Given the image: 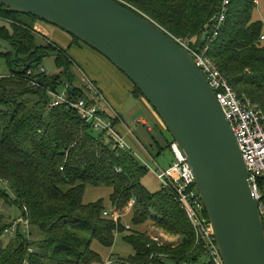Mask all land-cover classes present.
<instances>
[{
	"label": "trees",
	"instance_id": "16d2710c",
	"mask_svg": "<svg viewBox=\"0 0 264 264\" xmlns=\"http://www.w3.org/2000/svg\"><path fill=\"white\" fill-rule=\"evenodd\" d=\"M222 1L119 0L175 37L196 38L193 44L202 47L206 41L200 38ZM256 7L257 0H231L208 53L236 92L264 111V42L260 41L264 23L254 19ZM0 19L12 24L14 34L0 26V36L13 45L18 62L33 61L21 67L12 54H0L12 70L0 75V200L30 224L28 231L19 225L18 236H9L8 243L0 245V264H100L104 259L92 248L93 241L112 247L116 235L126 231L124 240L135 253L123 259L124 264H215L174 195L162 187L152 192L144 185L149 171L133 154L113 147L65 106H49V89L68 85L73 93L87 96L74 85L76 61L69 48L40 37L35 29L36 22L43 21L39 17L1 9ZM53 53L63 71L48 75L42 61ZM133 87L135 96L144 97L134 83ZM156 143L158 156L163 148ZM89 184L112 188L113 212L127 211L134 201V227L127 229L122 219L106 217L103 200L85 203ZM10 219L0 209V241L13 224ZM148 222L179 236V241L154 243L137 228Z\"/></svg>",
	"mask_w": 264,
	"mask_h": 264
},
{
	"label": "water",
	"instance_id": "95a60500",
	"mask_svg": "<svg viewBox=\"0 0 264 264\" xmlns=\"http://www.w3.org/2000/svg\"><path fill=\"white\" fill-rule=\"evenodd\" d=\"M1 9L63 29L120 69L187 158L224 264H264V223L247 166L215 92L187 49L119 0H0ZM0 26L14 34L10 21L0 19ZM0 54H12L21 67L33 63H19L1 36Z\"/></svg>",
	"mask_w": 264,
	"mask_h": 264
},
{
	"label": "built area",
	"instance_id": "2783aa9c",
	"mask_svg": "<svg viewBox=\"0 0 264 264\" xmlns=\"http://www.w3.org/2000/svg\"><path fill=\"white\" fill-rule=\"evenodd\" d=\"M230 3L231 0H223L220 9L212 15L207 31L200 38V40L206 41L204 47L196 45V43L193 44L190 38L175 37L167 32L181 47L192 54L197 66L215 92L216 98L236 136L250 175L254 195L259 200V210L264 223V111L257 102L245 95L240 96L236 92L228 78L208 53L211 42L225 23ZM210 31L213 32L212 36ZM260 41L264 42V27L260 35ZM2 62L0 56V65H2ZM74 66H77V64ZM79 71L82 79L81 87L85 90L87 96L73 93L68 86L63 91L49 89V106L51 108L65 106L81 119L89 122L94 132L105 137L113 147L129 151L148 171L152 170L161 181L162 188L171 192L186 211L195 229L197 241L204 244L209 258L215 264H224L215 240L213 226L209 220L201 194L197 189L195 174L178 143L173 140L170 144L174 161L165 169L157 163V170L152 169L150 164L155 159L149 155L147 147L135 135L133 129L122 122L121 116L112 108L97 83L82 69H79ZM121 126L125 131L124 129L121 130ZM134 203L132 201L129 209L125 212L116 213L106 209L104 215L119 221L128 211L133 209ZM19 225L24 226L27 231L30 227L29 221L21 216L16 222H13L12 226L6 228L5 233L14 236ZM126 228L131 229L132 226L127 224ZM151 238L159 246L168 244L162 236L155 235ZM175 241L177 240L169 242ZM113 261L112 258H109L100 264H113ZM120 262L124 264L123 260H120Z\"/></svg>",
	"mask_w": 264,
	"mask_h": 264
},
{
	"label": "rangeland",
	"instance_id": "374dc122",
	"mask_svg": "<svg viewBox=\"0 0 264 264\" xmlns=\"http://www.w3.org/2000/svg\"><path fill=\"white\" fill-rule=\"evenodd\" d=\"M258 3L259 4L255 8V12L257 15H259V17L261 16L262 20L264 21V0H259ZM38 22L42 23L45 27L48 28L51 41H55L62 48L65 49L68 48L70 44L60 40L61 38H57L55 36V32H60L64 36H68L70 40L73 39L72 35L64 31L63 29L46 21H37L36 23ZM195 39L191 38V40H195ZM69 53L77 61L76 64L78 63L77 66H74V72L76 77V81L74 85L78 86L79 83H82L81 73L79 71V69H82L95 81L99 82L98 78L102 80V82L107 88H104L103 86L101 87L100 84H98V87L101 89L106 99L112 102L113 105H115L114 102L115 100L113 99L111 94L117 96L118 99H121V97L119 96L121 95L122 97L125 98L123 99V101L126 100L127 93L129 94L130 89L133 88V83L120 69H118L107 58H105L102 54L92 49L88 45L80 46L77 44H73L69 48ZM42 66L45 68L48 75H55L58 74L60 71H63V68L57 67L55 58L54 56L51 55L45 56L43 58ZM10 72H12L11 68L9 67L7 62L3 60L2 65H0V75H7L10 74ZM66 88H67L66 85L61 86L59 91H63ZM123 101L122 104L124 106V111L122 110V112L124 119L128 125H131L134 117H136L141 113L142 116L145 117V119L149 120V125L154 128L155 138L152 137V134L149 133L142 124L141 125L138 124L139 128L138 131L136 132V134L139 136L141 141L147 147L150 146L149 149L147 148L149 150L148 153L155 159V161H152L150 164L152 169L157 170L156 163L159 164L160 167L163 169L167 168L174 161V155L169 146L170 143L173 141L172 135L167 130V128L163 131H160L158 129L154 119H152V115L149 112H147V109L145 107H142L139 104L140 102L137 96L130 97L129 100L125 101L124 103ZM160 122L163 123L161 119ZM157 141L159 142L160 146L163 148L162 153L158 156L157 153L159 151V147L156 143ZM143 183L152 192H156L160 190L162 187L161 181L158 179V177L152 170L149 171L147 175L144 177ZM111 193H112V188L110 186H106V185L93 186L89 184L86 186L83 200L85 203H91V202H96L98 200H103L107 210L113 212L111 209L112 208ZM4 205H5L4 201L0 200V209L7 215L8 218L11 217L10 222H16L19 218H21V215H19L20 211L13 212V207L4 206ZM130 215H132V213H130ZM125 222L126 224H129L132 227H134L131 219L130 220L127 219L123 221V223ZM147 225L148 226L144 232H146L151 237L155 235L162 236L168 242V244H171V242L169 241L172 240L179 241V236H173L172 234L166 232L164 229L160 228L156 224H153V222H148ZM127 233H128L127 231L124 233H118L116 235L115 243L112 247H105L98 240H94L92 243V248L95 251H97L99 254H101L104 260L106 259L108 260L109 258H112V260H114L113 264H122L120 260L127 259L134 252L133 247L124 240V235ZM6 235L7 237L4 236V238H1L0 241L1 246H4L5 244L8 243L9 236L13 237L9 234ZM16 236H18V231Z\"/></svg>",
	"mask_w": 264,
	"mask_h": 264
},
{
	"label": "crops",
	"instance_id": "0c3cea01",
	"mask_svg": "<svg viewBox=\"0 0 264 264\" xmlns=\"http://www.w3.org/2000/svg\"><path fill=\"white\" fill-rule=\"evenodd\" d=\"M257 1H259V0H257ZM260 3V2H259ZM258 2H257V6H258V4H259ZM254 19L255 20H258V21H263L262 20V18H261V16L259 17V15H257L256 14V12L254 11ZM263 23H264V21H263ZM35 29H36V31L40 34V37H42V38H46V39H48V40H50V35H49V30H48V28L47 27H45L42 23H40V22H38V23H36L35 24ZM55 36L57 37V38H61L60 40H62V41H64L65 43H69L68 45V48H70V46H72L73 44H77L76 42H74V40L73 39H71L70 40V38L68 37V36H64L62 33H60V32H55ZM51 41V40H50ZM77 45H80L81 46V44H77ZM70 54V53H69ZM54 56V55H53ZM73 57V56H72ZM74 58V57H73ZM75 59V58H74ZM76 61V60H75ZM77 62V61H76ZM78 64V63H77ZM75 65V64H74ZM73 72H74V66H73ZM74 74H75V72H74ZM99 79V82H97V81H95L94 79V81L97 83V85L98 84H100L101 85V87L103 86L104 88H107L105 85H104V83L102 82V80L100 79V78H98ZM76 80V79H75ZM75 83V82H74ZM66 86H68V85H66ZM79 87H81L82 85H81V83H79V85H78ZM134 88V87H133ZM133 88H131L130 89V92H129V94L127 93V98H126V100H124L123 101V99H125L124 97H122L121 95H119L120 97H121V99H118L117 98V96H114L113 94H111L112 95V97H113V99L115 100L114 102H115V105H113L112 104V102H110L108 99V101H109V103L111 104V106H112V108L115 110V111H117V113L121 116V118H122V122L125 124V125H127V126H129V127H131L132 129H133V132L135 133V135L139 138V136L136 134V132L138 131V124H142L146 129H147V131L149 132V133H151L152 134V136L153 137H155V134H154V128L152 127V126H150L149 125V120H147V119H145V117L144 116H142V114L140 113L139 115H137L136 117H134V119H133V121H132V124L131 125H128L127 123H126V121H125V119H124V116H123V112H122V110L124 111V106H123V104H122V101H123V103L125 102V101H128L129 100V98L130 97H133V96H135L134 94H133ZM139 98V104L142 106V107H145L146 109H147V112H149L151 115H152V119H154V121H155V123H156V125H157V127H158V129L160 130V131H163V130H165L166 129V126H164L165 124L164 123H161L160 122V119L161 118H159L160 116L158 115V113L155 111V109L151 106V104L148 102V100L145 98V97H138ZM120 100H122V101H120ZM137 113H139V112H137ZM133 118V117H132ZM162 120V119H161ZM163 122V121H162ZM164 124V125H163ZM124 128H123V126H121V130H123ZM124 131H125V129H124ZM139 140L141 141V139L139 138ZM132 142V141H131ZM142 142V141H141ZM143 143V142H142ZM144 144V143H143ZM145 145V144H144ZM130 213H133V211L132 210H130V211H128L127 212V214L124 216V217H122V220L123 221H125V220H127V219H131V221H132V215H130ZM130 216H131V218H130ZM125 225H127L126 224V222L124 223ZM147 224H144V225H141V226H139V231H141V232H144L145 230H146V228H147ZM142 229H144V230H142ZM135 252H133V254H134ZM133 254H131V255H133ZM113 256V255H112ZM111 256V257H112ZM107 260V259H106Z\"/></svg>",
	"mask_w": 264,
	"mask_h": 264
}]
</instances>
